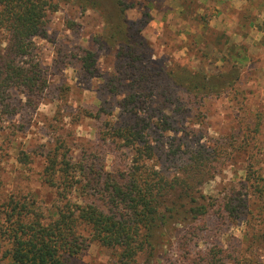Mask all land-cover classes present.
Segmentation results:
<instances>
[{
	"label": "rangeland",
	"instance_id": "rangeland-1",
	"mask_svg": "<svg viewBox=\"0 0 264 264\" xmlns=\"http://www.w3.org/2000/svg\"><path fill=\"white\" fill-rule=\"evenodd\" d=\"M123 1L133 58L107 41L100 11L76 0L49 10L45 34L34 38L48 87L36 101L13 89L14 112L0 114V214L9 201L32 203L45 216L61 203L44 177L47 155L59 146L86 166L126 170L135 149L110 133L140 121L154 147L149 165L173 177L203 151L215 174L202 179L196 195L243 198L246 214L227 219L214 212L190 221L184 212L157 230L153 252L144 250L131 264H192L190 255L203 264L200 256L218 244L238 255L232 264H264V198L246 177L250 162L264 173V52L241 44L246 56L237 55L235 42L209 27L210 12L197 0H182L183 10L176 0ZM88 52L94 64L84 60ZM231 70L238 79L219 91L195 92L178 80ZM78 195L70 196L78 201ZM193 229L199 236L185 246ZM80 230L89 236L87 228ZM6 248L0 240V264H8ZM67 263L121 264L119 250L96 241Z\"/></svg>",
	"mask_w": 264,
	"mask_h": 264
},
{
	"label": "trees",
	"instance_id": "trees-1",
	"mask_svg": "<svg viewBox=\"0 0 264 264\" xmlns=\"http://www.w3.org/2000/svg\"><path fill=\"white\" fill-rule=\"evenodd\" d=\"M62 1L71 0H0V114L14 112L9 100L13 89L36 101L48 87V74L38 57L34 38L45 34L49 10H57ZM76 1L83 9L100 11L107 41L119 44L121 53L133 58L136 46L125 27L124 1ZM91 58L94 64L91 52L84 60L89 62ZM238 75L235 70L203 76L193 72L178 80L185 81L192 91L213 92L233 86ZM134 99L132 95L130 101ZM149 123L147 120L143 125ZM110 136L135 149L132 165L126 170L86 166L59 146L47 155L44 177L57 189L61 203L47 216L36 211L32 203L9 201L4 206L0 240L7 243L4 257L8 264H68V257L84 252L92 241L119 250L120 263L131 264L144 250L153 252L157 230L172 219L179 220L184 212H188L184 218L190 216V221L208 218L214 212L227 219L246 214L243 198L227 201L217 195H196L195 188L203 183L202 179L215 174L205 164L203 151L194 152L190 162L171 177L147 163L154 155V147L140 121L114 127ZM254 165H247L246 177L252 180L253 193L264 198L263 168ZM74 192L81 196L80 200L72 199ZM189 204L185 211L180 209ZM81 226L88 229L89 236L81 232ZM195 229L190 239H183L185 246L199 236ZM195 257L190 255L189 262L198 264ZM201 257L203 264H232L238 255L218 244Z\"/></svg>",
	"mask_w": 264,
	"mask_h": 264
},
{
	"label": "crops",
	"instance_id": "crops-1",
	"mask_svg": "<svg viewBox=\"0 0 264 264\" xmlns=\"http://www.w3.org/2000/svg\"><path fill=\"white\" fill-rule=\"evenodd\" d=\"M177 3V9L183 10L184 3ZM209 13L208 24L214 31L227 36V41L235 42L237 54L246 44L250 51L258 49L264 52V0H197ZM179 3V4H178ZM185 22V21H184ZM258 47V48H257Z\"/></svg>",
	"mask_w": 264,
	"mask_h": 264
}]
</instances>
